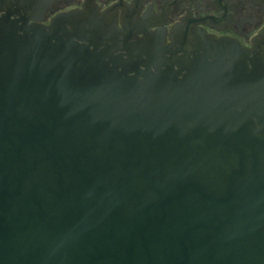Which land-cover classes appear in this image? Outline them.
I'll use <instances>...</instances> for the list:
<instances>
[{
	"label": "water",
	"instance_id": "95a60500",
	"mask_svg": "<svg viewBox=\"0 0 264 264\" xmlns=\"http://www.w3.org/2000/svg\"><path fill=\"white\" fill-rule=\"evenodd\" d=\"M34 19L0 6V264H264V33Z\"/></svg>",
	"mask_w": 264,
	"mask_h": 264
},
{
	"label": "flooded vegetation",
	"instance_id": "af4514ba",
	"mask_svg": "<svg viewBox=\"0 0 264 264\" xmlns=\"http://www.w3.org/2000/svg\"><path fill=\"white\" fill-rule=\"evenodd\" d=\"M0 6L43 24L62 13H97L106 24L137 37L156 35L165 44H173V36L180 39L182 30L203 31L254 48L264 33V0H0Z\"/></svg>",
	"mask_w": 264,
	"mask_h": 264
}]
</instances>
